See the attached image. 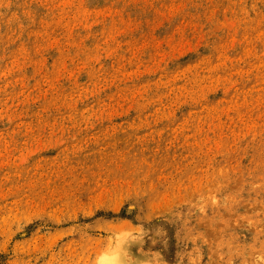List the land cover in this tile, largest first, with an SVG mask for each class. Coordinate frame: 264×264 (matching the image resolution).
<instances>
[{
	"label": "rangeland",
	"instance_id": "obj_1",
	"mask_svg": "<svg viewBox=\"0 0 264 264\" xmlns=\"http://www.w3.org/2000/svg\"><path fill=\"white\" fill-rule=\"evenodd\" d=\"M0 264H264V0H0Z\"/></svg>",
	"mask_w": 264,
	"mask_h": 264
}]
</instances>
